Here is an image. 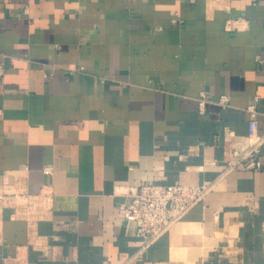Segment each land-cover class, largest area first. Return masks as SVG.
Returning a JSON list of instances; mask_svg holds the SVG:
<instances>
[{
  "label": "crops",
  "instance_id": "obj_1",
  "mask_svg": "<svg viewBox=\"0 0 264 264\" xmlns=\"http://www.w3.org/2000/svg\"><path fill=\"white\" fill-rule=\"evenodd\" d=\"M0 65V264H264V0H0ZM146 183L210 191L145 245Z\"/></svg>",
  "mask_w": 264,
  "mask_h": 264
},
{
  "label": "built area",
  "instance_id": "obj_2",
  "mask_svg": "<svg viewBox=\"0 0 264 264\" xmlns=\"http://www.w3.org/2000/svg\"><path fill=\"white\" fill-rule=\"evenodd\" d=\"M174 21H179L176 14ZM233 21H228L230 23ZM236 22V21H235ZM2 67L0 65V74ZM211 102L208 97L202 95L199 99V110H203L207 102ZM222 102H227L226 97H221ZM249 112L255 117L254 106L248 107ZM260 168V157L258 148L249 147L236 158H231L227 165V170L241 169L256 171ZM45 174H50V169H45ZM210 187L207 185H156L151 183L141 184L129 189L125 195L128 201L118 203L116 215L134 226L136 235L143 238L144 244H150L165 234L175 223L182 219L194 206L200 203L209 193ZM4 195L14 199L16 209L20 213L26 212L31 216L35 210H40L41 206L32 204L33 198L37 202L44 204L50 195L43 192L41 196L29 197L19 191H12L5 188ZM35 199V200H36ZM48 203V202H47ZM46 203V204H47ZM45 204V205H46Z\"/></svg>",
  "mask_w": 264,
  "mask_h": 264
}]
</instances>
